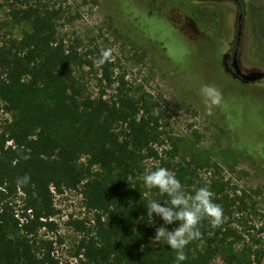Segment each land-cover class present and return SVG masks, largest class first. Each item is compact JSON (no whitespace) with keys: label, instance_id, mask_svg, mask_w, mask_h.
I'll return each instance as SVG.
<instances>
[{"label":"rangeland","instance_id":"obj_1","mask_svg":"<svg viewBox=\"0 0 264 264\" xmlns=\"http://www.w3.org/2000/svg\"><path fill=\"white\" fill-rule=\"evenodd\" d=\"M237 1L242 11L234 0H0V34L8 45L30 31L11 21L23 5L57 10L58 38L77 51L74 76L87 95L138 102V116L161 133L158 158L144 161L142 177L158 167L177 177L183 167L182 174L225 182L234 203L222 225L230 233L213 264L242 253L264 264V78L243 81L232 67L264 73V0ZM106 49L113 50L107 71L97 62ZM196 81L222 93L211 114ZM10 120L0 102V134ZM54 205L56 231L41 230L35 240L52 241L62 264H74L82 235L67 223L92 227L95 213L84 208L80 190L55 195Z\"/></svg>","mask_w":264,"mask_h":264},{"label":"trees","instance_id":"obj_2","mask_svg":"<svg viewBox=\"0 0 264 264\" xmlns=\"http://www.w3.org/2000/svg\"><path fill=\"white\" fill-rule=\"evenodd\" d=\"M58 16L57 10L26 4L12 10L11 21L29 25L30 31L8 45L0 34V102L11 118L0 134V264H60L53 242L35 237L41 230L57 229L49 221L59 213L54 196L77 190L95 218L92 227L83 220L67 223L82 235L73 253L75 264H177L175 250L154 237L157 227L171 231L179 222L165 225L155 214L148 222V202L164 206L168 197L146 188L142 179L144 161L158 158L154 146L161 133L138 116V102L123 98L116 104L87 95L74 76L77 51L58 38ZM100 59L107 71L109 59ZM181 90L190 91V86ZM185 171L180 167L177 179L187 195L207 186L224 216L231 215L234 201L225 182H205ZM25 175L30 181L18 184ZM199 227L202 238L186 246L187 259L180 264H213L226 246L230 232L223 225L212 229L205 219ZM224 263L252 261L242 253L226 256Z\"/></svg>","mask_w":264,"mask_h":264},{"label":"clouds","instance_id":"obj_3","mask_svg":"<svg viewBox=\"0 0 264 264\" xmlns=\"http://www.w3.org/2000/svg\"><path fill=\"white\" fill-rule=\"evenodd\" d=\"M112 49L103 50L100 63L111 58ZM200 94L204 99L206 108L211 114L213 107L218 106L222 101V93L215 86L205 84L200 89ZM24 159L30 157L24 156ZM143 182L148 189H158L161 194H166L168 200L164 201L162 206L157 200H151L147 205V215L149 223H152L153 214L159 216L165 225L179 222V226L173 230L160 226L156 228L154 240L165 241L166 244L176 252L177 264L185 261L187 255L186 246L202 238L200 225L207 219L212 229H216L223 224L224 212L221 205L214 202L215 194L209 187H199L194 194L187 195L179 179L167 168L158 167L153 171H148L143 176ZM30 176L25 175L18 178V184H27ZM212 233L210 232L209 235Z\"/></svg>","mask_w":264,"mask_h":264},{"label":"water","instance_id":"obj_4","mask_svg":"<svg viewBox=\"0 0 264 264\" xmlns=\"http://www.w3.org/2000/svg\"><path fill=\"white\" fill-rule=\"evenodd\" d=\"M234 68V67H233ZM234 72L236 75L240 76L242 78L243 81H246V82H253L257 79H261L264 77V73H259V74H256V75H245V74H242L236 67L234 68Z\"/></svg>","mask_w":264,"mask_h":264},{"label":"built area","instance_id":"obj_5","mask_svg":"<svg viewBox=\"0 0 264 264\" xmlns=\"http://www.w3.org/2000/svg\"><path fill=\"white\" fill-rule=\"evenodd\" d=\"M59 196H60V195H59ZM57 215H58V214H57ZM57 215H56V216H57ZM56 216H55V217H56ZM55 217H53V218H50V219H49V221H54V222L56 223V218H55ZM53 254H54V252H53ZM54 256H55V255H54ZM55 258H56V259H58V260L60 261V259H59V258H57L56 256H55ZM72 259H73V258H72ZM73 260H75V259H73ZM75 263H76V260H75ZM75 263H74V264H75ZM60 264H62V262H61V261H60Z\"/></svg>","mask_w":264,"mask_h":264},{"label":"flooded vegetation","instance_id":"obj_6","mask_svg":"<svg viewBox=\"0 0 264 264\" xmlns=\"http://www.w3.org/2000/svg\"><path fill=\"white\" fill-rule=\"evenodd\" d=\"M236 54V53H235ZM232 67L235 68L234 62L232 63ZM264 78V77H263ZM262 79V78H261ZM261 79H257V80H261ZM256 81V80H255ZM254 82V81H253Z\"/></svg>","mask_w":264,"mask_h":264}]
</instances>
